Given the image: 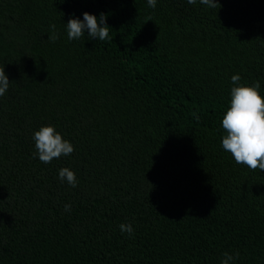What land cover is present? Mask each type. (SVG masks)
Here are the masks:
<instances>
[{"label":"trees","instance_id":"trees-1","mask_svg":"<svg viewBox=\"0 0 264 264\" xmlns=\"http://www.w3.org/2000/svg\"><path fill=\"white\" fill-rule=\"evenodd\" d=\"M218 2L0 0V264H264V171L221 144L231 77L264 97V0ZM84 12L110 39H68Z\"/></svg>","mask_w":264,"mask_h":264},{"label":"clouds","instance_id":"clouds-1","mask_svg":"<svg viewBox=\"0 0 264 264\" xmlns=\"http://www.w3.org/2000/svg\"><path fill=\"white\" fill-rule=\"evenodd\" d=\"M189 4H196L197 0H187ZM148 6L155 8L157 0H147ZM201 4L209 8H219L218 0H200ZM148 21H151L149 19ZM67 36L69 40H79L85 36L100 41L110 39V26L107 24V16L101 13L99 17L88 12L83 13V19L75 16L69 18L66 23ZM51 35L48 39L55 42L59 38L55 31V24L50 25ZM235 85L231 88L230 105L227 107L222 118V128L225 135L221 144L224 151L231 154L237 164L247 166L249 169L264 171V97L260 95V83L254 82L251 86L241 84L240 75L231 77ZM10 80L5 72V66L0 67V97H2L9 88ZM199 119V117H197ZM36 153L42 163H51L53 159H59L62 155L67 156L74 152V146L65 140L62 135L56 131L54 126H43L34 133ZM59 179L61 182H67L75 188L78 185L75 173L69 168L59 170ZM71 205H65V211H70ZM122 233L130 236L134 234L131 223L121 224ZM235 256L225 252L221 264H230L234 262Z\"/></svg>","mask_w":264,"mask_h":264}]
</instances>
